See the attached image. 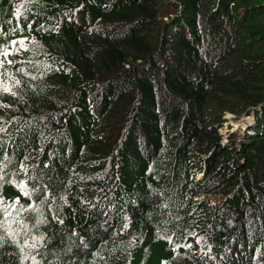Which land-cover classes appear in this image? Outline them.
Segmentation results:
<instances>
[{
  "label": "trees",
  "instance_id": "1",
  "mask_svg": "<svg viewBox=\"0 0 264 264\" xmlns=\"http://www.w3.org/2000/svg\"><path fill=\"white\" fill-rule=\"evenodd\" d=\"M0 264H264V0H0Z\"/></svg>",
  "mask_w": 264,
  "mask_h": 264
},
{
  "label": "rangeland",
  "instance_id": "2",
  "mask_svg": "<svg viewBox=\"0 0 264 264\" xmlns=\"http://www.w3.org/2000/svg\"><path fill=\"white\" fill-rule=\"evenodd\" d=\"M172 16V15H171ZM252 115L250 117H252V121L251 122H247V126L246 128H243L245 126V123L244 121H242V119L245 117V116H242V117H238L237 115L235 114H232V113H226L225 115V119L227 121V123L224 124L223 128L221 129V133L224 135V136H228V132L232 133V132H235V133H238V136L242 137L244 136L245 131H248V126H251V125H254L255 121H254V118H253V113H251ZM249 116L247 118H250Z\"/></svg>",
  "mask_w": 264,
  "mask_h": 264
},
{
  "label": "snow or ice",
  "instance_id": "3",
  "mask_svg": "<svg viewBox=\"0 0 264 264\" xmlns=\"http://www.w3.org/2000/svg\"><path fill=\"white\" fill-rule=\"evenodd\" d=\"M18 12H19V10H17V15H18ZM17 83H19V81H17ZM7 90V89H6ZM21 191H22V193L25 195V196H27V195H29V193L21 186ZM19 199V197H17V200ZM61 199H64L63 197H61ZM67 201H65V203H66ZM7 214V213H6ZM58 219V218H57ZM41 221H37V223H40ZM125 227H127V225H125ZM13 239H15V237H13ZM25 244H27V241H25Z\"/></svg>",
  "mask_w": 264,
  "mask_h": 264
},
{
  "label": "bare ground",
  "instance_id": "4",
  "mask_svg": "<svg viewBox=\"0 0 264 264\" xmlns=\"http://www.w3.org/2000/svg\"><path fill=\"white\" fill-rule=\"evenodd\" d=\"M253 118H254V117H253ZM251 121H252V117L248 118V119L246 120L245 126H244L243 128H246V126H247V122H251ZM248 129H249V126H248Z\"/></svg>",
  "mask_w": 264,
  "mask_h": 264
},
{
  "label": "water",
  "instance_id": "5",
  "mask_svg": "<svg viewBox=\"0 0 264 264\" xmlns=\"http://www.w3.org/2000/svg\"><path fill=\"white\" fill-rule=\"evenodd\" d=\"M242 121H245V118H244V119H242Z\"/></svg>",
  "mask_w": 264,
  "mask_h": 264
}]
</instances>
